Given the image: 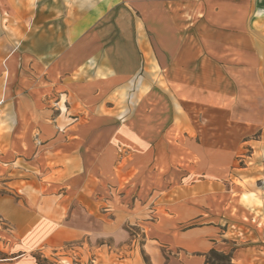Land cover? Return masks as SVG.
Instances as JSON below:
<instances>
[{"label": "crops", "instance_id": "obj_1", "mask_svg": "<svg viewBox=\"0 0 264 264\" xmlns=\"http://www.w3.org/2000/svg\"><path fill=\"white\" fill-rule=\"evenodd\" d=\"M220 10H236L238 23L218 29ZM154 15L164 25L172 17L178 33L164 61L165 50L153 46ZM185 15L192 20L182 23ZM194 24L227 48L222 60L205 58L220 78H230L223 64L242 61L264 79V0H0V32L13 31L15 40L0 65V183L8 190L0 194V218L21 252L8 264H33L27 255L42 248L101 238L114 240L102 264H216L214 253L229 264H264V214L256 217L231 196L238 186L202 179L167 188L166 157L179 170L173 174H195L176 166L192 159L179 146L168 153L159 145L156 166L144 163L149 143L165 137L139 130L188 123L180 108L194 94L180 81L168 92L160 79L171 78L172 67V79L192 78ZM147 53L159 66L158 81L142 83L137 107L122 121L103 109L115 108L111 98L135 79ZM154 112L161 116L155 122ZM119 145L136 149L119 161ZM129 155L140 165H123ZM105 246L93 242L88 251L104 254Z\"/></svg>", "mask_w": 264, "mask_h": 264}, {"label": "rangeland", "instance_id": "obj_2", "mask_svg": "<svg viewBox=\"0 0 264 264\" xmlns=\"http://www.w3.org/2000/svg\"><path fill=\"white\" fill-rule=\"evenodd\" d=\"M236 14V10H220L217 15L214 14V23L218 29L224 27L225 24H237ZM149 17L151 19L149 22L155 26L153 31L154 49L157 51L158 46H160L161 51L165 50L161 55V59L164 61L169 54L166 51L167 46L173 48L178 42L177 30L173 29L172 17L167 16L165 25L157 23V15ZM190 20H192V16L185 15L182 23ZM164 26L171 28V30L164 33ZM194 28L195 24L190 29L189 35V40L192 43L191 54L195 60L192 78L172 79V67L171 73H169L171 78H167L166 82L160 79V85L165 86L168 92L170 91L169 88L174 92V83L180 81L183 84L182 89L187 88L194 94L195 98L183 100L182 108H180L181 113L185 112L188 123H185L183 129L176 128L172 122L166 121V127L162 129V132L157 127L139 130L140 133L148 134L154 139L158 136L165 137V143L164 141L157 142L158 139L156 142L149 143L147 148L149 157L145 159L144 163L148 162L150 167L156 166L157 161L154 159V153L159 145L165 147L168 153L180 147L192 154V159H183L184 162L182 163L189 162V165L184 166L177 163L176 166L178 168L180 165L188 168L193 167L195 174H191L188 170L183 171L182 176L176 172L173 174L172 169L176 170L177 168L171 166L169 158L166 157L165 164L170 167L166 169L165 184L167 188L174 187L178 183L188 184L202 179L231 181L240 188V190L232 189L231 196L236 199L240 198L242 203L249 207L248 210L258 217L260 214H264V79L259 80L254 77L253 68L248 67L242 61L240 63L235 61L230 66L222 63L225 71L229 72L230 78H220L215 65L211 68L212 64L207 65L205 58L209 57L207 60L214 61L222 60L221 53L227 48L217 43L219 38L215 37L213 41H208L206 32L203 30L195 31ZM216 32L219 36L221 31ZM23 36L22 34L21 37ZM208 42L214 44L208 45ZM14 43L13 31L0 32V65L13 48ZM231 55L234 54L230 53ZM146 58L147 61L144 60L140 64L139 73L135 79L129 82L126 87L124 86L125 88L119 89L116 96L111 98L115 108L107 110L105 107L103 110L118 114L117 117L124 121L123 119L131 114V109L137 107L138 97L147 88L146 85L142 87V83L145 84L149 81L156 83L158 81V64L149 53L146 54ZM210 69H213L214 76L213 78H206L205 71ZM2 83L0 81V103L3 102ZM177 87L178 90H181L180 85ZM71 100L74 102L76 98L72 95ZM169 111L167 109V113ZM154 113V118H156L154 122L158 118L161 119L157 112ZM161 113L159 112V115ZM3 122L4 118L3 120L0 119L1 137L6 132L4 125H2ZM135 145L137 146V143ZM135 149L131 145H119V161L122 156ZM129 156L123 165L128 161H133L139 165L142 162L141 159H131V155ZM7 192L8 190L1 182L0 194ZM248 226L252 227L251 225ZM10 227L5 220L0 218V264L11 263L12 258L21 253L19 241L14 240L10 235ZM261 229L264 232V223L261 225ZM230 230L236 231V234H238L237 232L244 233V230L237 224H231ZM83 241L81 239L68 241L59 250L42 248L36 253L28 254L27 257L33 256V264H92L94 258L96 264H102V257L106 259V250L114 249L113 239L87 240L86 246L82 244ZM93 242L107 245L104 247L105 253L88 251ZM143 259L147 261L145 255H143ZM210 260L216 264H229L227 257L222 254L214 253Z\"/></svg>", "mask_w": 264, "mask_h": 264}, {"label": "built area", "instance_id": "obj_3", "mask_svg": "<svg viewBox=\"0 0 264 264\" xmlns=\"http://www.w3.org/2000/svg\"><path fill=\"white\" fill-rule=\"evenodd\" d=\"M92 264H96V259L95 258L92 260Z\"/></svg>", "mask_w": 264, "mask_h": 264}]
</instances>
